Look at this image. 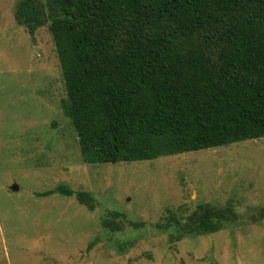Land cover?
<instances>
[{
  "label": "rangeland",
  "instance_id": "rangeland-1",
  "mask_svg": "<svg viewBox=\"0 0 264 264\" xmlns=\"http://www.w3.org/2000/svg\"><path fill=\"white\" fill-rule=\"evenodd\" d=\"M19 1L0 0V264H264V138L85 164L49 26L19 25ZM60 185L94 209L39 196ZM205 204L229 213L222 228L178 240Z\"/></svg>",
  "mask_w": 264,
  "mask_h": 264
},
{
  "label": "trees",
  "instance_id": "trees-1",
  "mask_svg": "<svg viewBox=\"0 0 264 264\" xmlns=\"http://www.w3.org/2000/svg\"><path fill=\"white\" fill-rule=\"evenodd\" d=\"M14 19L49 26L85 164L264 138V0H21ZM53 194L94 209L61 185L39 196ZM227 214L199 205L176 238L218 232Z\"/></svg>",
  "mask_w": 264,
  "mask_h": 264
},
{
  "label": "water",
  "instance_id": "water-1",
  "mask_svg": "<svg viewBox=\"0 0 264 264\" xmlns=\"http://www.w3.org/2000/svg\"><path fill=\"white\" fill-rule=\"evenodd\" d=\"M17 188H18V187H17L16 185H13V186L11 187V190H12V191H16Z\"/></svg>",
  "mask_w": 264,
  "mask_h": 264
}]
</instances>
